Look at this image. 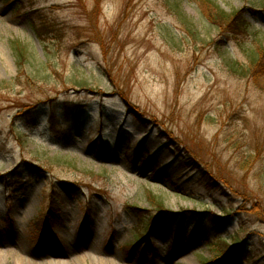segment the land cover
<instances>
[{"label":"rangeland","instance_id":"obj_1","mask_svg":"<svg viewBox=\"0 0 264 264\" xmlns=\"http://www.w3.org/2000/svg\"><path fill=\"white\" fill-rule=\"evenodd\" d=\"M213 1L229 13L245 10L264 42V0ZM23 2L0 0V264L209 262L217 260V244L192 249L189 224L203 221L206 230L207 218L223 217L225 208L234 214L222 233L228 242L243 224L239 238L263 251L264 91L238 65H248L251 38L227 39L189 0ZM14 41L28 54L24 69ZM51 99L82 110L64 116L62 106L54 108V124L51 105L19 116ZM145 151L163 155L184 189L151 176L153 164L140 168ZM188 155L223 189L202 185L199 173L182 165ZM51 195L54 236L40 225ZM154 200L188 213L179 217L187 224L183 242L172 248L162 220L133 249V230L142 224L128 207L152 215ZM207 234L222 237L215 228Z\"/></svg>","mask_w":264,"mask_h":264},{"label":"trees","instance_id":"obj_2","mask_svg":"<svg viewBox=\"0 0 264 264\" xmlns=\"http://www.w3.org/2000/svg\"><path fill=\"white\" fill-rule=\"evenodd\" d=\"M193 2L202 12L204 17L214 26H216L221 35L226 36L227 39L233 38H239L241 35L250 37L251 41L248 43V48H244V51L246 53L248 65L244 66L243 64H238L241 73L243 76H245L248 80L253 82L258 88L262 89L264 91V42L262 38L259 37L258 32H254L252 25L246 21L244 13L245 10L240 9L233 12H227L223 10L220 6H218L213 0H189ZM4 2L7 5L11 4H17L18 6L23 7L25 3L23 0H4ZM264 5V1H263ZM264 8V6H263ZM34 32L37 34L38 38L43 42V36L40 32V28L34 24ZM13 50L16 55V58L18 62L20 63V68H25V65L28 62V54L26 52V49L24 45L20 41H14L13 42ZM57 100H49L46 102H41L35 105H28L25 106L26 112H21L19 116H27L32 115L36 111L38 112L39 109L41 110V106H52L53 110L48 115L49 120L52 124H54L57 121V115L55 109H59L61 107V112L64 114V116H68L71 113L78 112L82 109L80 108H71V106L67 103H61ZM128 107V112L130 114H134L137 116V118L140 119V121H145L143 118V115L138 113L133 107L130 106L129 102L126 103ZM83 107V106H82ZM35 122V118H33ZM77 120V118H76ZM33 122V123H34ZM77 124L80 123L79 120L76 122ZM79 125V124H78ZM131 140V139H130ZM172 139L171 137H167V140L164 142L163 146V152L168 148V146L171 144ZM130 145L128 147V152L130 150L132 142L129 141ZM161 146V148H162ZM126 154L125 158L128 159V155ZM146 156L141 160L140 165L147 166L150 164L154 165V169L151 173L153 177H163L164 179L168 180L170 185L176 189H184L177 186V184L173 181V173L170 172V169L165 163L163 162V155L160 154H151L149 151H145ZM131 158V157H130ZM182 158V157H181ZM180 158V159H181ZM184 163L182 165H187L191 169H195L199 174L197 175L199 178V181L202 185H204L208 190L216 191L223 189L222 185L220 184V181L217 176L213 174L208 168L206 167L205 163L198 162L195 160L191 155H188V157H184L183 159ZM40 172L44 171V169L41 167H38ZM15 177V176H14ZM154 203L157 207V210L152 213V215H144L142 214L144 210H141L138 207L135 206H129L128 211L133 214L140 222H141V228L135 229L134 236L135 244L133 245V249L139 248L142 246V241L146 236L147 232L146 230L148 227L152 226L156 223H159L163 220V226L164 231L168 234H171L172 236V248L181 245L183 242V229L187 225L186 222L183 220V218H179L182 216H185L188 213L183 212H173L169 210H165L163 203L157 200H154ZM245 209V208H243ZM43 216L41 218L40 225L48 226L49 223H54L58 219V216L54 221H52V217L57 215V207H56V201L55 198L52 197L49 199V201H46V206L42 209ZM46 213V214H45ZM51 215H50V214ZM209 214H212L209 212ZM170 216V218L173 219H179V224L175 228L173 227L169 221L164 222L165 216ZM234 217V214H232L231 210L229 208L224 209V216L223 217H210L207 218L209 220L208 227L206 230H203V221H196L192 225L191 228V237L188 236L189 245L192 249L196 248V246L199 243H204L208 246V249H212V246L217 244V250H218V256L217 260H210L209 262H203L200 264H247L249 261L257 259L259 261V264H264V250L261 252L257 249L256 246H251L249 243L248 238L240 239L239 235L244 230V225L242 224L240 231L236 233V235L231 238V243L228 242V239L224 237L222 233H224L225 229H227L230 226V223ZM168 218V217H167ZM146 223V224H145ZM145 224V227L143 226ZM209 228H215L217 229L218 233L222 235V237L216 239V241H212L211 238L208 236L207 231ZM244 232V231H243ZM196 245V246H195ZM248 247V248H247ZM252 247V250L250 249ZM129 248H132V246H129ZM144 250V249H142ZM259 251V253H258Z\"/></svg>","mask_w":264,"mask_h":264}]
</instances>
